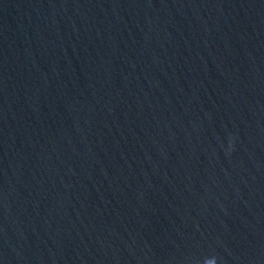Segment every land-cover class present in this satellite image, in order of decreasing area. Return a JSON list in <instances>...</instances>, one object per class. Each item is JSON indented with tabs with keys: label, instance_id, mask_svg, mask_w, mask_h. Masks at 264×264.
Listing matches in <instances>:
<instances>
[{
	"label": "water",
	"instance_id": "water-1",
	"mask_svg": "<svg viewBox=\"0 0 264 264\" xmlns=\"http://www.w3.org/2000/svg\"><path fill=\"white\" fill-rule=\"evenodd\" d=\"M0 264H264V0H0Z\"/></svg>",
	"mask_w": 264,
	"mask_h": 264
}]
</instances>
